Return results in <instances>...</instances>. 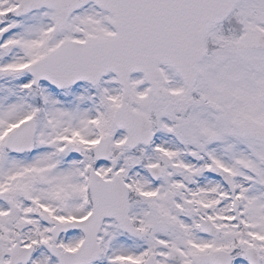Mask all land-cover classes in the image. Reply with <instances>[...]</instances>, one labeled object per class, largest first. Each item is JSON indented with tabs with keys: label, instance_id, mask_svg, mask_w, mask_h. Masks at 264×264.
Listing matches in <instances>:
<instances>
[{
	"label": "snow or ice",
	"instance_id": "obj_1",
	"mask_svg": "<svg viewBox=\"0 0 264 264\" xmlns=\"http://www.w3.org/2000/svg\"><path fill=\"white\" fill-rule=\"evenodd\" d=\"M0 264H264V0H0Z\"/></svg>",
	"mask_w": 264,
	"mask_h": 264
}]
</instances>
